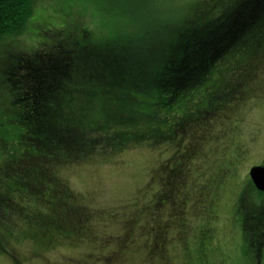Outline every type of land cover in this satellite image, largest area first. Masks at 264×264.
Here are the masks:
<instances>
[{
	"label": "trees",
	"instance_id": "trees-1",
	"mask_svg": "<svg viewBox=\"0 0 264 264\" xmlns=\"http://www.w3.org/2000/svg\"><path fill=\"white\" fill-rule=\"evenodd\" d=\"M42 1L0 0L1 253L84 239L83 264H212L222 186L257 139L238 119L264 103V0H61L54 19ZM138 148L169 156L98 233L65 172ZM228 214L220 264H264V192L246 178Z\"/></svg>",
	"mask_w": 264,
	"mask_h": 264
},
{
	"label": "rangeland",
	"instance_id": "rangeland-1",
	"mask_svg": "<svg viewBox=\"0 0 264 264\" xmlns=\"http://www.w3.org/2000/svg\"><path fill=\"white\" fill-rule=\"evenodd\" d=\"M60 1L61 0H43L39 7V12L41 15L46 16V18L54 19L55 9L59 8ZM92 23L91 26L95 25L93 28L97 30L96 35H99V25L96 26L97 23L95 21ZM41 41L43 40L41 39L39 42ZM12 52L16 55H20L23 51L14 50ZM1 84L5 83L0 80V85ZM238 121L241 124V131L257 139H253V149L245 159V163L241 166L240 171H238L239 177L237 179L227 180L224 186H222V207L219 208V215L214 225L216 230L213 232L215 246L219 248V251L217 257L213 258L212 264H220L223 259L228 260V254L231 252L227 249L228 245L239 240V234L235 230V227L234 230L233 228L231 229V223L229 221L230 217L228 213L231 209L232 199L235 197L241 182H243V180L245 181L246 178L250 179V170L253 167L260 166L264 158V103L261 105L260 102L255 104L249 102L246 113H242ZM160 150L153 151L148 148L129 150L122 153L121 156L114 159L111 163L101 164L100 162H90L88 165L80 167L77 170L65 172L72 187L86 196V202L89 204L92 211L96 212L94 217L100 221L97 227H95L98 233L101 231L119 232L121 225H119L116 220L117 226L114 222L108 226L101 224L104 218L103 214L109 212L113 207H118L121 212L131 211V209L134 208L131 202L136 201L135 198L137 197H142L144 186L149 180L150 175H152L153 170L157 167L158 160H163L169 156L168 153L165 155L161 153ZM246 202L247 204L253 203L254 199L249 195ZM193 209L195 210L196 206L193 207ZM99 212H101V214ZM189 213H191L189 223L194 221L197 224L196 219L198 214L195 212L193 213V211H189ZM95 219L92 220V224H94ZM76 244V246H73L74 243L59 244L52 252L40 256L41 259L34 258V255L31 253L33 249H29L31 244L28 241H24L17 246L21 256L25 259H29L26 262L28 264L64 263L66 262V258H71L75 262H81L78 264H83L84 255L82 257L81 255L86 252V241L82 239L80 244ZM0 264H13V261L0 251ZM97 264L102 263L98 262Z\"/></svg>",
	"mask_w": 264,
	"mask_h": 264
},
{
	"label": "water",
	"instance_id": "water-1",
	"mask_svg": "<svg viewBox=\"0 0 264 264\" xmlns=\"http://www.w3.org/2000/svg\"><path fill=\"white\" fill-rule=\"evenodd\" d=\"M250 179L258 191L264 192V167L256 166L250 170Z\"/></svg>",
	"mask_w": 264,
	"mask_h": 264
},
{
	"label": "flooded vegetation",
	"instance_id": "flooded-vegetation-1",
	"mask_svg": "<svg viewBox=\"0 0 264 264\" xmlns=\"http://www.w3.org/2000/svg\"><path fill=\"white\" fill-rule=\"evenodd\" d=\"M71 264V263H70Z\"/></svg>",
	"mask_w": 264,
	"mask_h": 264
}]
</instances>
